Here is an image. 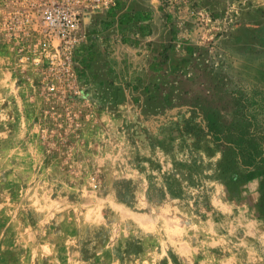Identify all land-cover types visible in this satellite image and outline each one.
I'll list each match as a JSON object with an SVG mask.
<instances>
[{
	"label": "rangeland",
	"instance_id": "rangeland-1",
	"mask_svg": "<svg viewBox=\"0 0 264 264\" xmlns=\"http://www.w3.org/2000/svg\"><path fill=\"white\" fill-rule=\"evenodd\" d=\"M40 3L0 0V264H264V0H174L201 86L144 113L84 38L41 53Z\"/></svg>",
	"mask_w": 264,
	"mask_h": 264
},
{
	"label": "crops",
	"instance_id": "crops-1",
	"mask_svg": "<svg viewBox=\"0 0 264 264\" xmlns=\"http://www.w3.org/2000/svg\"><path fill=\"white\" fill-rule=\"evenodd\" d=\"M160 1L118 0L83 23L79 42L84 38L91 50L88 83L101 111L144 113L170 100L195 99L206 65L197 37L191 23L182 30L165 15Z\"/></svg>",
	"mask_w": 264,
	"mask_h": 264
},
{
	"label": "built area",
	"instance_id": "built-area-1",
	"mask_svg": "<svg viewBox=\"0 0 264 264\" xmlns=\"http://www.w3.org/2000/svg\"><path fill=\"white\" fill-rule=\"evenodd\" d=\"M118 0H41L43 35L39 42L41 53L62 57L73 54L79 44V31L87 18L100 16L114 8ZM174 0H161V10L170 15ZM171 25L168 24V28Z\"/></svg>",
	"mask_w": 264,
	"mask_h": 264
}]
</instances>
